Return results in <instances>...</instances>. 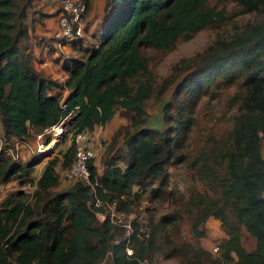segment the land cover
Returning a JSON list of instances; mask_svg holds the SVG:
<instances>
[{
  "label": "trees",
  "instance_id": "trees-1",
  "mask_svg": "<svg viewBox=\"0 0 264 264\" xmlns=\"http://www.w3.org/2000/svg\"><path fill=\"white\" fill-rule=\"evenodd\" d=\"M30 7V0H0V183L14 180L18 187L0 198V264H151L156 254L178 264H264V0H104L97 34L67 40L59 29L31 34L43 51L53 41L70 46L61 80L33 65ZM55 7L36 17L58 13ZM229 20L226 31L181 65L162 104L164 125L146 126V100L167 86L165 79L154 86L147 50L168 49ZM223 87L219 128L200 130L201 98ZM116 110L126 122L104 147L100 171L88 159L91 185H61L59 169L74 156L72 138L37 176L39 152L20 160L4 150L65 115L71 134L92 131ZM179 163L190 181L186 191L171 182L169 167ZM24 184L33 189L19 188ZM143 192L151 204L143 221L133 216L125 225L104 208L112 203L123 213L134 211ZM95 197L102 204L93 205ZM163 201L167 208L156 211L152 203ZM208 216L225 234L215 253L201 242Z\"/></svg>",
  "mask_w": 264,
  "mask_h": 264
},
{
  "label": "rangeland",
  "instance_id": "rangeland-1",
  "mask_svg": "<svg viewBox=\"0 0 264 264\" xmlns=\"http://www.w3.org/2000/svg\"><path fill=\"white\" fill-rule=\"evenodd\" d=\"M57 4V1H56ZM55 4V5H56ZM85 12V11H84ZM246 15V14H244ZM237 19H243L244 16L241 14L236 16ZM236 18H232L234 21ZM230 20L226 25H223L221 28L217 27H204L196 30L187 38H179L174 41V43L168 49H148L146 55H148V66L152 75L153 84L156 87L161 81L164 79L167 81L166 87L162 92L151 95L145 103L146 110V120L145 125L152 128H161L164 125L162 122V104L165 100H167L170 95L172 88L176 81L180 78L183 73L182 64L187 62V60L192 57L194 53L201 50L205 47L215 34L221 33L222 31H226L227 27L229 28ZM227 92V88L223 87L217 96L215 97H206L203 96L201 98L200 105L197 109V120L198 125L200 126V130L203 128L209 127L211 130L218 129L220 126V112L221 108H223V97ZM126 122V119L118 110L114 113V115L110 118V120L100 127L98 131L93 130L90 131V143L93 147L96 148L97 154L92 159V162L96 165L97 171L101 170V165L99 163V159L102 155V151L107 143L110 142V137L113 131L123 125ZM107 131V132H106ZM109 132V133H108ZM117 140L115 141V145L119 146L121 143L120 136H117ZM27 139L32 140L35 139V133L30 134ZM43 141H45V135L41 137ZM52 147H46V149L42 152H39L42 155L41 160L36 162L33 166L32 175L37 176L41 168L43 166L44 161L53 155H58L63 151V149L71 143V135L70 132L63 131L58 137L53 138ZM56 141V142H55ZM51 143V142H50ZM55 143V144H54ZM194 143V142H193ZM1 144V143H0ZM34 152L24 150L22 151V157L20 160L27 159ZM120 163V161H119ZM171 174V182L175 181L178 183L179 189L181 191H186V187L190 185V181L188 176L186 175V170L183 167L182 163L177 164L175 167H169ZM61 180V179H60ZM185 180V181H184ZM62 181V180H61ZM63 185V181L61 182ZM197 187L198 184L194 183ZM18 188L17 184L14 180L0 183V198L3 197L9 191ZM19 188H23L26 192H30L33 189L32 184H24ZM167 202L163 201L162 204H158L156 202L152 203L154 207H157L156 211L161 212L167 208ZM149 202L146 199V193L143 192L139 205L134 209V211H130L128 213H123L119 210H114L113 206L110 203L104 204V208L109 213L110 216H113L116 221H121L125 225L129 219L133 216L140 221H143V217L146 215L145 208H147ZM96 216L101 219L103 218V213L96 211ZM205 235L201 238L205 243L209 246V249L212 253H215V250H212V246L216 245V240H218L221 235L224 234L223 230L220 227L219 221L217 218L213 220H205ZM181 230L187 231V223L183 220L180 223ZM245 245L248 246V242L243 241ZM15 264V263H13ZM99 264H104V261ZM151 264H178L177 259L173 257H163L161 254H156L154 259L151 261Z\"/></svg>",
  "mask_w": 264,
  "mask_h": 264
},
{
  "label": "built area",
  "instance_id": "built-area-1",
  "mask_svg": "<svg viewBox=\"0 0 264 264\" xmlns=\"http://www.w3.org/2000/svg\"><path fill=\"white\" fill-rule=\"evenodd\" d=\"M59 7L57 13V24L59 26V36L63 40L70 39L82 32V20L85 11L84 0H56ZM59 44V42H56ZM68 116L61 117L57 122L44 127L41 131L35 133V139H20L15 138L12 145L4 147L7 153L13 157L22 156V151L42 152L44 145L55 137H58L64 129V124ZM45 135L47 139L43 141L41 137ZM74 148V156L70 164L59 169V178L64 182L80 180L83 183L91 185L89 179L88 159L94 158L97 150L90 143V130L81 128L73 131L71 134ZM1 137V136H0ZM0 143L1 138H0ZM1 147V144H0ZM95 183V181H93ZM93 205L102 204L99 198H93ZM112 206L113 204L110 203ZM114 208V207H113ZM115 210V209H114ZM101 212V211H99ZM104 216V214H102ZM113 218V216H110ZM128 225V223H127ZM212 250H216V245H213Z\"/></svg>",
  "mask_w": 264,
  "mask_h": 264
},
{
  "label": "crops",
  "instance_id": "crops-1",
  "mask_svg": "<svg viewBox=\"0 0 264 264\" xmlns=\"http://www.w3.org/2000/svg\"><path fill=\"white\" fill-rule=\"evenodd\" d=\"M31 7L27 11V19L30 18L31 25L28 29V34H30L29 44L31 45L33 56V65L37 68H42L44 71L48 72L51 76L61 80L65 76V72L62 69L61 62L63 57L67 53H71V48L68 43H60L56 45L53 41L54 46L52 48H41V45H36L35 37L31 35L44 34V35H54L58 32L59 26L57 24V13H51L47 15H41L38 19L39 13L41 12H51L55 10L56 0H30ZM104 0H88V6L85 9L82 20V32L88 36L91 33H99L104 23ZM68 42V41H66ZM107 123V122H106ZM104 125V124H103ZM103 125H96L93 130L98 131L103 127ZM1 132V128H0ZM107 132V131H106ZM109 133V132H108ZM215 219L212 216H208L207 220ZM217 221H219L217 219ZM222 234L221 236H224ZM202 244L209 249V246L204 240H201Z\"/></svg>",
  "mask_w": 264,
  "mask_h": 264
},
{
  "label": "bare ground",
  "instance_id": "bare-ground-1",
  "mask_svg": "<svg viewBox=\"0 0 264 264\" xmlns=\"http://www.w3.org/2000/svg\"><path fill=\"white\" fill-rule=\"evenodd\" d=\"M53 141H54L53 139L50 140V141H48V142H47V145H44V146H43V148H42L43 150H42V151H44V150L46 149V147H52V146H50V144H52ZM50 142H51V143H50ZM52 145H53V144H52Z\"/></svg>",
  "mask_w": 264,
  "mask_h": 264
},
{
  "label": "water",
  "instance_id": "water-1",
  "mask_svg": "<svg viewBox=\"0 0 264 264\" xmlns=\"http://www.w3.org/2000/svg\"><path fill=\"white\" fill-rule=\"evenodd\" d=\"M56 142V141H55ZM55 144V143H54Z\"/></svg>",
  "mask_w": 264,
  "mask_h": 264
}]
</instances>
